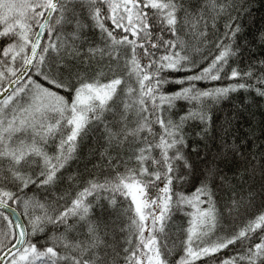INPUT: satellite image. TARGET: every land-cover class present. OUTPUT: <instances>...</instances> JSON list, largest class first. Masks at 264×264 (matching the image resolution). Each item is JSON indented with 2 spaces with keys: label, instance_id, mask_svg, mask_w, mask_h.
Segmentation results:
<instances>
[{
  "label": "snow or ice",
  "instance_id": "6c2138e0",
  "mask_svg": "<svg viewBox=\"0 0 264 264\" xmlns=\"http://www.w3.org/2000/svg\"><path fill=\"white\" fill-rule=\"evenodd\" d=\"M258 2L0 0V264H264Z\"/></svg>",
  "mask_w": 264,
  "mask_h": 264
},
{
  "label": "trees",
  "instance_id": "16d2710c",
  "mask_svg": "<svg viewBox=\"0 0 264 264\" xmlns=\"http://www.w3.org/2000/svg\"><path fill=\"white\" fill-rule=\"evenodd\" d=\"M253 14L255 16V23L254 24L249 23L248 29H247V36L249 38H251L252 34L254 32H256L258 29H260L262 26L261 17L264 16V8L261 7V4L259 2L257 3ZM246 23H247V21H246ZM240 96L243 97V93H241ZM252 110L256 111L255 108H253ZM262 111H264V110H262ZM259 118H260V111H257V119H259Z\"/></svg>",
  "mask_w": 264,
  "mask_h": 264
}]
</instances>
